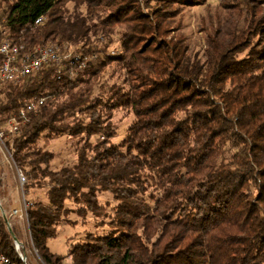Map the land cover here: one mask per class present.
Wrapping results in <instances>:
<instances>
[{"label":"trees","instance_id":"trees-1","mask_svg":"<svg viewBox=\"0 0 264 264\" xmlns=\"http://www.w3.org/2000/svg\"><path fill=\"white\" fill-rule=\"evenodd\" d=\"M153 1L0 0V44L71 55L0 87V130L20 122L2 141L26 178L34 247L64 264L48 240L69 203L101 217L106 193L113 231L73 244L72 264H264V0H216L203 60L186 37L166 39L174 6L192 0ZM118 108L135 120L114 144ZM60 137L78 140L76 160L53 171L46 147ZM0 251L19 262L1 214Z\"/></svg>","mask_w":264,"mask_h":264},{"label":"rangeland","instance_id":"rangeland-1","mask_svg":"<svg viewBox=\"0 0 264 264\" xmlns=\"http://www.w3.org/2000/svg\"><path fill=\"white\" fill-rule=\"evenodd\" d=\"M146 6L149 7L147 11H150L157 7V3L149 0V4L145 5L143 2L142 8ZM72 7L73 5H70L71 9ZM174 8H179V11L167 31V41L177 36L186 37L193 54H199V58L203 60L202 55L206 48L207 36L210 34L207 22L208 14L217 10L218 1L192 0L191 3H185L183 6L175 5ZM80 10L82 11L83 8ZM119 28L116 27L113 34L114 44L112 49L120 48L121 29ZM47 45H50V43ZM134 120V115L127 109L118 108L114 111L111 120L116 130V135L111 140L114 144H119L125 138L127 130ZM7 128L10 129V127L4 126L3 131ZM3 131L1 130L2 133ZM92 140V142H95V139ZM77 142L78 140L69 139L68 137L52 139L46 147V150L54 153L55 156L50 165L51 170L56 171L63 162L70 164L75 162ZM38 144L44 147L42 141H39ZM19 174L20 171L15 166L7 147L0 140V214L2 215L3 211L7 215L12 231L19 244H21V250L27 258L28 264H45L32 241L29 219L25 214L27 199L24 187L20 183ZM29 197L31 200H41L45 199V193L43 190H32ZM99 203L104 208L101 217H96L92 213L80 216L77 213L80 206L69 203L71 212L66 217L65 222L57 227L56 236L48 240V247L51 252L65 257L64 264H72V259L67 256L73 244L84 241L90 233L102 236L113 231L112 219L114 218L117 202L112 195L104 193L100 195ZM16 211H18V214H15Z\"/></svg>","mask_w":264,"mask_h":264},{"label":"built area","instance_id":"built-area-1","mask_svg":"<svg viewBox=\"0 0 264 264\" xmlns=\"http://www.w3.org/2000/svg\"><path fill=\"white\" fill-rule=\"evenodd\" d=\"M42 19H38L36 24H40ZM71 58V55H63L58 47L54 44L40 46L32 52H27L23 45L13 44L11 41L5 40L0 44V87L9 82H17L26 76H30L51 63H60L64 59ZM44 99L27 104L20 111V120L26 122L28 114L36 112L39 106L44 104ZM20 122L16 119L10 121V133L18 130ZM3 133L0 130V140L2 141ZM21 186L26 184V178L22 172L19 174ZM31 205L26 202L25 214L28 219V208ZM18 214V211L15 212ZM3 216L8 220L7 215L3 212ZM4 218V217H3ZM10 225V221L8 220ZM11 227V225H10ZM21 244L15 241V249L19 257V262L11 260L7 255L0 251V264H28L27 258L21 250Z\"/></svg>","mask_w":264,"mask_h":264},{"label":"water","instance_id":"water-1","mask_svg":"<svg viewBox=\"0 0 264 264\" xmlns=\"http://www.w3.org/2000/svg\"><path fill=\"white\" fill-rule=\"evenodd\" d=\"M2 215H3V211H2ZM3 217H4V220L6 221L7 228H8V230H9L10 234L12 235L13 239H14L15 241H17L16 236L14 235V233H13V231H12V228L10 227V225H9V223H8V220L6 219L5 216H3ZM17 242H18V241H17Z\"/></svg>","mask_w":264,"mask_h":264}]
</instances>
